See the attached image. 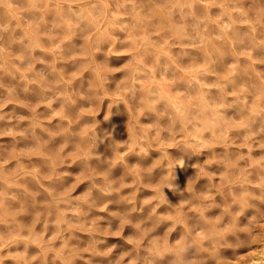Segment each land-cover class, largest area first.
I'll return each instance as SVG.
<instances>
[{"label":"clouds","instance_id":"clouds-1","mask_svg":"<svg viewBox=\"0 0 264 264\" xmlns=\"http://www.w3.org/2000/svg\"><path fill=\"white\" fill-rule=\"evenodd\" d=\"M0 264H264V0H0Z\"/></svg>","mask_w":264,"mask_h":264}]
</instances>
